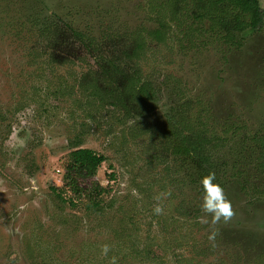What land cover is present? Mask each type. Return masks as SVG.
Masks as SVG:
<instances>
[{
    "label": "rangeland",
    "instance_id": "1",
    "mask_svg": "<svg viewBox=\"0 0 264 264\" xmlns=\"http://www.w3.org/2000/svg\"><path fill=\"white\" fill-rule=\"evenodd\" d=\"M172 1L0 0V264H264V27L226 41L184 14L190 0L173 17ZM52 17L120 49L143 42L128 63L156 86L151 112L125 115L86 90L109 51L76 43L72 61L51 60L39 27ZM158 28L161 41L148 35ZM178 110L211 138L226 221L178 170L166 126ZM74 142L107 158L91 180L107 190L98 209L50 190L76 199L63 181Z\"/></svg>",
    "mask_w": 264,
    "mask_h": 264
},
{
    "label": "trees",
    "instance_id": "2",
    "mask_svg": "<svg viewBox=\"0 0 264 264\" xmlns=\"http://www.w3.org/2000/svg\"><path fill=\"white\" fill-rule=\"evenodd\" d=\"M180 3H185V0H173V6H169V11L173 17H177L181 11L176 5ZM190 3L192 8L189 6L185 8L184 14L192 17L199 26L203 21L208 22L207 29L213 30L216 35L222 34L226 41L231 42L236 35L245 37L250 33L260 31L264 27V12L260 0H190ZM50 19L52 23L40 24L39 34L41 37L49 38L48 42L54 48L51 49V60L59 63L72 61L76 57L73 54L77 51L74 46L76 43L80 49L89 47L100 54L109 51L108 57L100 55L99 60H97L99 67L97 79L100 83L94 82L92 87H88L86 90H89V94L93 98L117 107L125 115L141 117L145 113L151 112L156 100L153 87L156 86L142 77L139 70L130 67V63H128V61L139 56L143 42L139 41L129 50L120 49L118 48L121 44L120 37L104 34L100 40L92 39L87 33L77 31L58 17ZM163 34L162 29L159 28L148 33L151 38L157 41L162 40ZM97 41L99 42L96 43ZM109 43H112L119 50L112 53L110 49L113 46ZM57 47L60 48L58 51L55 50ZM58 52L59 54L56 56ZM166 121V126L170 129L168 137L170 150L179 162L178 170L186 175L189 185L197 187L198 192L202 193L201 177L209 172L216 173L219 171L220 173L222 170L221 167H218L217 161L213 160V155L211 158L213 152L211 138L207 137L203 131H195L180 110L172 113ZM257 150V169L264 172V135L257 140ZM106 161L105 156L90 149L80 148L78 142H74L71 151L68 153L63 181L66 189L76 199L63 198V189L60 187L50 186V190L59 200L63 203H69L72 207H76L75 200L84 199L88 201L84 206L85 208L98 209L101 204V196L107 190L97 183H91V180L97 174L101 164ZM109 167L111 166L109 165ZM110 178H114V174H110ZM86 181H89L87 186L83 185ZM222 182L224 181L221 177L215 176L214 183H218L222 187ZM259 192L264 194V189H259Z\"/></svg>",
    "mask_w": 264,
    "mask_h": 264
},
{
    "label": "clouds",
    "instance_id": "3",
    "mask_svg": "<svg viewBox=\"0 0 264 264\" xmlns=\"http://www.w3.org/2000/svg\"><path fill=\"white\" fill-rule=\"evenodd\" d=\"M214 180L215 173L213 172H209L200 179L203 200L201 207L206 213L212 215L213 223H216L221 219L228 220L232 215V208L223 188L218 183H214ZM155 212H161V208L157 206ZM213 235L215 234L213 233ZM101 251L102 254L107 255L108 245H103ZM111 260L112 264H116L115 257H112Z\"/></svg>",
    "mask_w": 264,
    "mask_h": 264
}]
</instances>
